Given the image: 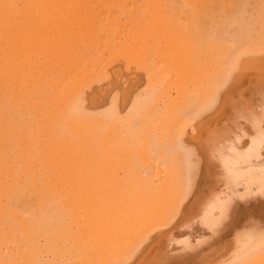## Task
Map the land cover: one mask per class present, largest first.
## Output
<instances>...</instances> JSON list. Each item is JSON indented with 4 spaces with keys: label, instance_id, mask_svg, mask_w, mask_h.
I'll return each mask as SVG.
<instances>
[{
    "label": "bare ground",
    "instance_id": "1",
    "mask_svg": "<svg viewBox=\"0 0 264 264\" xmlns=\"http://www.w3.org/2000/svg\"><path fill=\"white\" fill-rule=\"evenodd\" d=\"M262 129L264 0H0V264H264Z\"/></svg>",
    "mask_w": 264,
    "mask_h": 264
},
{
    "label": "snow or ice",
    "instance_id": "2",
    "mask_svg": "<svg viewBox=\"0 0 264 264\" xmlns=\"http://www.w3.org/2000/svg\"><path fill=\"white\" fill-rule=\"evenodd\" d=\"M232 83H234V77L231 79H226L221 86V90L218 92L217 95L213 97L211 108L214 110L215 108H218L221 103L224 101V93L228 91V89L231 87ZM243 135V133H241ZM259 141L262 147H264V129L260 132ZM256 139L252 140V145L254 146L256 144ZM249 151L252 150L251 147L248 149ZM194 182H195V164L191 165V174L188 177L186 190H185V196L191 197L194 194ZM260 195L264 196V188L260 190ZM183 199V198H182ZM240 199H244L243 196L240 197ZM233 208H232V200H224L219 208L218 214L211 220L208 221L204 217H197L195 220L190 219L186 224L185 227H188L189 224L194 225H201L204 228L208 230L211 234H216L219 232H222L225 228L228 227L230 220H231V214H232ZM183 208L179 205L177 208L173 209L172 215L176 217L175 223H179L183 217ZM260 239L262 241L261 249L264 250V232H261ZM139 255V253H137ZM126 264H135V257L129 261H126ZM226 264H234L232 261H227Z\"/></svg>",
    "mask_w": 264,
    "mask_h": 264
}]
</instances>
